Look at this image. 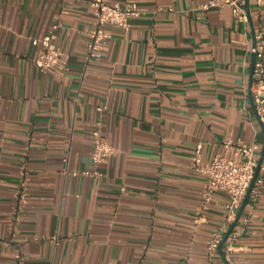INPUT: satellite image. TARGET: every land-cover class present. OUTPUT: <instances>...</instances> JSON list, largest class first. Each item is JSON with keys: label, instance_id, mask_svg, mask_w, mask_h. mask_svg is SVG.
<instances>
[{"label": "crops", "instance_id": "0c3cea01", "mask_svg": "<svg viewBox=\"0 0 264 264\" xmlns=\"http://www.w3.org/2000/svg\"><path fill=\"white\" fill-rule=\"evenodd\" d=\"M114 1L142 14L89 59L92 0H0V264H264V194L235 250L210 257L228 196L201 211L206 177L191 167L198 145L203 163L229 138L264 148L249 21L206 0ZM250 12L264 31V0ZM50 33L67 71L35 65L33 39ZM98 122L115 154L84 176Z\"/></svg>", "mask_w": 264, "mask_h": 264}, {"label": "built area", "instance_id": "2783aa9c", "mask_svg": "<svg viewBox=\"0 0 264 264\" xmlns=\"http://www.w3.org/2000/svg\"><path fill=\"white\" fill-rule=\"evenodd\" d=\"M245 4L246 0H206L200 8L203 11H209L212 8L230 7L235 20L238 23L247 24L249 19L245 10ZM90 7L95 17V23L89 32V59L99 58L102 55V51L106 49L108 41L111 38L108 28L116 27L127 30L130 20L142 14L136 4L121 3L114 0H92ZM255 37L257 45L256 47H250V52L255 56L254 82L251 90L258 117L264 128V31L257 29ZM33 42L42 47L41 52L35 60V65L39 70L47 71L55 67H60L63 71L68 70L65 62L66 51L58 44L55 33L47 34L41 38H34ZM98 110L102 111L103 107H99ZM100 125L101 123L98 122L97 128L93 131V151L91 157L95 170L81 171L80 173L84 176H102L98 167L106 163L115 154L114 147L102 133ZM224 145L226 149L225 153L216 155L210 163H203L202 145H198L191 164L193 170L206 177V184L201 196V211L206 210L209 204L215 200L216 194L222 193L228 196V200L225 203L226 214L224 225L214 231L207 240V252L210 257L217 255L220 248L227 255L235 250V244L242 234V229H238L236 226L222 245L225 230L236 220L255 178L256 169L261 158L260 148L257 144L234 142L229 138ZM231 153H234V157L231 156ZM78 173L75 172L74 174L78 175ZM122 191H125L124 187ZM263 194L264 159L248 204L255 205ZM24 197L25 194H22L13 214L12 225L14 227L18 226L20 222L19 213L24 204ZM246 222L247 220L242 224ZM16 257L18 260H23L21 254H17Z\"/></svg>", "mask_w": 264, "mask_h": 264}, {"label": "water", "instance_id": "95a60500", "mask_svg": "<svg viewBox=\"0 0 264 264\" xmlns=\"http://www.w3.org/2000/svg\"><path fill=\"white\" fill-rule=\"evenodd\" d=\"M245 10L247 12L249 23L251 25V28H252V30L254 32V36H255L254 23H253V20H252V17H251V12H250V0H246ZM256 45H257V41H256V39L254 37V45H253V47H256ZM254 64H255V56H254ZM253 73H254V67H253ZM263 159H264V148H263L262 153H261V158L259 159V163H258V166H257V169H256L255 178H254V180H253V182H252V184H251V186L249 188L248 194H247V196H246V198H245V200H244V202H243V204H242V206H241V208L239 210V213H238V216H237L236 220L232 223V225L230 226L228 232L226 233V235L224 237V241H223L222 245L228 239V237L231 234V232L236 228V226L238 225V223H239V221H240V219H241V217H242V215H243V213L245 211V208H246V206L248 204L249 197H250V194L252 192L254 183H255L258 175H259V172H260V169H261V165L263 163ZM220 252H222V248H220Z\"/></svg>", "mask_w": 264, "mask_h": 264}]
</instances>
